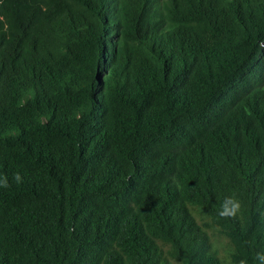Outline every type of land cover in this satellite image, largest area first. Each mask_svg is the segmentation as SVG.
I'll list each match as a JSON object with an SVG mask.
<instances>
[{
    "label": "trees",
    "instance_id": "trees-1",
    "mask_svg": "<svg viewBox=\"0 0 264 264\" xmlns=\"http://www.w3.org/2000/svg\"><path fill=\"white\" fill-rule=\"evenodd\" d=\"M4 176L0 264H259L264 0H0Z\"/></svg>",
    "mask_w": 264,
    "mask_h": 264
},
{
    "label": "clouds",
    "instance_id": "clouds-1",
    "mask_svg": "<svg viewBox=\"0 0 264 264\" xmlns=\"http://www.w3.org/2000/svg\"><path fill=\"white\" fill-rule=\"evenodd\" d=\"M14 179L17 183H22V177L19 173L15 174ZM10 185L8 184L7 177H0V187L7 188ZM241 210V202L239 199L230 196L225 198V201L222 202L220 211L218 212V215L221 218L229 219V218H235ZM255 259L261 264V262H264V252H257ZM239 264H247L246 259H241Z\"/></svg>",
    "mask_w": 264,
    "mask_h": 264
}]
</instances>
